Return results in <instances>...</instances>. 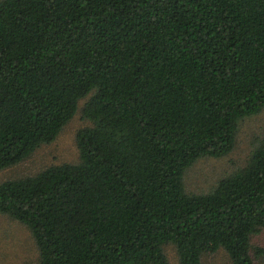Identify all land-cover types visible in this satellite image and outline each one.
<instances>
[{"label":"trees","instance_id":"trees-1","mask_svg":"<svg viewBox=\"0 0 264 264\" xmlns=\"http://www.w3.org/2000/svg\"><path fill=\"white\" fill-rule=\"evenodd\" d=\"M82 105L77 163L0 184L38 264H231L264 254V138L205 193L184 173L264 110V0H0V171Z\"/></svg>","mask_w":264,"mask_h":264},{"label":"rangeland","instance_id":"rangeland-1","mask_svg":"<svg viewBox=\"0 0 264 264\" xmlns=\"http://www.w3.org/2000/svg\"><path fill=\"white\" fill-rule=\"evenodd\" d=\"M86 100L79 102V109L62 129L56 140L43 145L21 163L0 171V184L34 175L52 165L74 164L79 160L76 148V132L87 122L82 119L81 108ZM264 138V110L258 115L245 117L238 122L233 150L221 158L204 157L196 161L183 176L186 193H205L223 176L246 164L250 151ZM253 246L264 250V230L251 237ZM170 264H177L171 246L165 248ZM38 250L29 229L0 213V264H38ZM202 264H231L227 254L218 250L205 255ZM264 264V254L255 262Z\"/></svg>","mask_w":264,"mask_h":264}]
</instances>
